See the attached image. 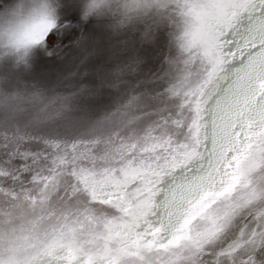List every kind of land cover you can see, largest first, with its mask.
Instances as JSON below:
<instances>
[{"label": "snow or ice", "instance_id": "obj_1", "mask_svg": "<svg viewBox=\"0 0 264 264\" xmlns=\"http://www.w3.org/2000/svg\"><path fill=\"white\" fill-rule=\"evenodd\" d=\"M83 7L0 52V264H264V0H131L120 34ZM109 39L170 101L80 131L61 74Z\"/></svg>", "mask_w": 264, "mask_h": 264}, {"label": "clouds", "instance_id": "obj_2", "mask_svg": "<svg viewBox=\"0 0 264 264\" xmlns=\"http://www.w3.org/2000/svg\"><path fill=\"white\" fill-rule=\"evenodd\" d=\"M83 4L82 18L105 22L113 34H120L135 23V13L128 12L131 0H83ZM89 5L95 7L85 17ZM53 10L58 12V0H0V52L8 50L13 36L27 38L33 24ZM5 63L0 57V69Z\"/></svg>", "mask_w": 264, "mask_h": 264}]
</instances>
